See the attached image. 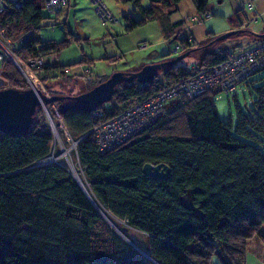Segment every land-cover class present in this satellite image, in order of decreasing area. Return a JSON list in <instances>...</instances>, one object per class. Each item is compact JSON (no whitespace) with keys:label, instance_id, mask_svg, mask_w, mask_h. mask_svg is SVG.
<instances>
[{"label":"trees","instance_id":"1","mask_svg":"<svg viewBox=\"0 0 264 264\" xmlns=\"http://www.w3.org/2000/svg\"><path fill=\"white\" fill-rule=\"evenodd\" d=\"M120 1L132 2L133 10L139 11L138 18L122 15L125 30L156 21L164 39L178 32L173 28L181 21L171 22L170 15L180 0H148L146 6L142 0ZM195 1L198 11H207L208 0ZM43 9V0H20L0 12L11 40L25 37L16 48L23 61L56 53L68 43L66 38L40 41ZM248 31L243 28L238 34L250 35L249 43L264 39ZM177 38L182 51L196 42L191 34ZM229 50L207 51L190 64L185 61L188 53L159 68L167 66L160 75L157 71V79L121 82L111 100L97 108L111 106L116 111L191 74L190 65L208 66ZM0 66L7 86L28 87L10 60H2ZM66 68L47 61L35 72L45 74L40 76L45 84L47 77H71ZM263 68L243 81V88L256 95L252 107L236 111L234 123L220 118L217 89L212 88L191 100L170 103L148 126L100 151L88 132L98 116L83 110L60 113L70 136L78 139L77 160L97 207L62 162L35 165L53 145L40 107L28 131L0 132V264H212L214 256L219 264H245L247 240L257 236L264 245V83L256 85L251 78ZM145 162L166 163L169 177L144 176ZM100 211L144 233V250L151 259Z\"/></svg>","mask_w":264,"mask_h":264},{"label":"rangeland","instance_id":"2","mask_svg":"<svg viewBox=\"0 0 264 264\" xmlns=\"http://www.w3.org/2000/svg\"><path fill=\"white\" fill-rule=\"evenodd\" d=\"M111 12L116 16L117 21L102 22L96 14L90 0H67V5L62 8L56 16H50L43 9L44 19L38 30L37 35L42 43L50 41H61L68 39L66 46L58 52L44 56L45 62L57 61L68 66V75L71 77H47L44 82L40 80L45 74H37L33 77L36 88L50 95L49 91L74 95L90 88L92 82L103 79L115 71H134L144 64L159 62L162 59H171L183 52H173L172 47L179 42L177 34L183 36L191 34L195 45L191 47L188 56L185 57L187 63L201 58L207 51H223L234 47L246 46L251 41V36L247 33H236L227 38L215 40L214 37L231 29L245 28L254 32L264 31V0H208L205 10L210 12V16L203 18V12L196 9L195 0H180L177 10L170 15V20H180L176 26L174 40L164 39L161 36L156 21H146L129 31L125 30L123 14L130 13L134 18L139 17V11L133 10V3L130 1L121 2L120 0H103ZM247 2H252L249 8ZM142 5H148V0H142ZM197 15L199 20L191 21V17ZM256 15V19H253ZM239 19V20H238ZM238 20V22H237ZM209 32L215 33L210 36ZM172 36V37H173ZM185 51V50H184ZM158 70L160 75L163 69ZM89 72V80H85L81 74ZM33 78L31 82H33ZM36 78V79H35ZM251 78L256 85L264 83V68L254 73ZM42 82V83H41ZM29 86V85H28ZM45 94V93H44ZM256 93L246 88L239 90L233 96H216L215 105L221 119H230L235 122L236 111L245 110L253 106V99ZM46 110L42 109L43 117L47 125L49 121L47 114H50L53 122L59 124L60 145L68 148L71 145L70 134L57 111L54 102L46 103ZM50 125V124H49ZM56 141L55 149H60ZM70 155L76 167L74 172L66 159L62 156V162L70 173L78 180H83V171L77 160L75 149L70 147ZM79 182V181H78ZM111 215V214H110ZM113 216V215H112ZM115 217V216H113ZM118 228L123 230L127 237L136 245L145 248L147 237L141 231L132 228L125 221L115 217ZM106 219V218H105ZM108 221V220H107ZM123 228V229H122ZM212 264H219L216 256L212 257Z\"/></svg>","mask_w":264,"mask_h":264},{"label":"built area","instance_id":"3","mask_svg":"<svg viewBox=\"0 0 264 264\" xmlns=\"http://www.w3.org/2000/svg\"><path fill=\"white\" fill-rule=\"evenodd\" d=\"M19 2L20 0H0V12L7 7L17 6ZM90 2L93 4L94 10L102 22L117 21L116 16L103 0H90ZM66 5L67 0H43L44 9L50 16H56ZM247 6L251 8L252 3L248 2ZM210 15V12L207 10L202 16L206 18ZM253 19H256V15H254ZM197 20H199L198 16L193 15L191 17V21ZM187 39L189 40L190 37L187 36ZM24 40L25 37H21L19 42H13L8 36L6 27L0 22V62L4 59L10 60L18 68L28 85L33 88L37 83H35L33 78L36 77L35 70L45 63V59L39 55L30 56L26 61H23L21 55L16 52V48ZM180 48V43L176 42L172 47V51L178 52ZM50 62L56 63L57 61ZM263 66L264 39L249 43L243 47H235L230 49L221 60L208 66L196 68L194 65H190L192 69L191 74L175 82L163 84L149 96L133 101L116 111L111 106H107L105 109L100 107L95 108L92 112L94 116H98V119L88 132L92 134L100 151L107 150L162 116L166 112L168 105L172 102L177 101L181 103L191 100L205 90L212 88L217 89L218 96L224 95L230 97L237 94L243 88V81ZM88 72L86 70L85 74H82L85 80L90 79ZM0 77H2L1 74ZM30 78H33L34 81L31 82ZM2 79L3 84L0 85V88L7 86L3 77ZM154 79H157V77ZM36 90L37 93L40 91L38 88ZM44 93L48 95L45 91ZM46 105L42 104L44 110L47 108ZM52 118L54 117L47 114L50 124L48 126L53 136L52 148L46 156L37 160L35 165L60 162L59 157H64L62 154L67 149L60 145V132L56 128L58 124L53 122ZM54 138L57 139L60 146V149L57 148L55 151L56 141ZM77 141L78 139L75 140L71 137V145L75 151Z\"/></svg>","mask_w":264,"mask_h":264},{"label":"water","instance_id":"4","mask_svg":"<svg viewBox=\"0 0 264 264\" xmlns=\"http://www.w3.org/2000/svg\"><path fill=\"white\" fill-rule=\"evenodd\" d=\"M241 29L238 28L228 30L215 36L214 39L220 40L227 38L232 34L238 33ZM248 32L255 36L264 35V31L254 32L249 30ZM174 38L175 35L170 38L169 41L174 40ZM189 51L190 50H185L168 60L144 64L134 71H115L85 91L74 95H46L41 91H38L37 93L31 86H28L27 88H15L10 86L2 87L0 88V132L4 134H20L28 131L31 129L33 124L34 115L37 108L42 106V104L54 101H59L56 106L59 113H63L68 110H83L88 112L92 111L101 103L111 100L117 89V85L121 82L135 80L141 84L147 83L155 78L158 69L161 68L165 63L176 62L177 60L185 57ZM2 84L3 79L0 77V85ZM64 99H67L68 102H63ZM142 173L144 176L167 179L169 177L170 169L169 166L164 162H145L142 165ZM85 194L89 197L86 192ZM92 202L94 205H96L94 201ZM101 214L104 216V218H106L103 212H101ZM122 236L136 249L151 259L148 253H146L145 250H143L140 246L136 245L124 235Z\"/></svg>","mask_w":264,"mask_h":264},{"label":"crops","instance_id":"5","mask_svg":"<svg viewBox=\"0 0 264 264\" xmlns=\"http://www.w3.org/2000/svg\"><path fill=\"white\" fill-rule=\"evenodd\" d=\"M252 6H253V4H252ZM238 20H237V22H238ZM170 21L173 22L175 20H170ZM157 25H158V23H157ZM176 28L177 27H175L173 29L176 30ZM159 30H160V28H159ZM213 34L215 35V33H213ZM161 36H162V34H161ZM172 36H173V34H172ZM245 264H264V245H263V240L261 238H259L257 236H252L251 238H249L247 240L246 250H245Z\"/></svg>","mask_w":264,"mask_h":264},{"label":"bare ground","instance_id":"6","mask_svg":"<svg viewBox=\"0 0 264 264\" xmlns=\"http://www.w3.org/2000/svg\"><path fill=\"white\" fill-rule=\"evenodd\" d=\"M34 89H35V91L37 92V90H36V88H35V86L33 87ZM56 128L58 129V130H60V126H59V124L56 126ZM70 148H67L66 150H64V152H63V156H64V158L66 159V161L69 163V165H70V167H71V169L74 171V172H76V167H75V165H74V162H73V160H72V158H71V155H70ZM78 181H79V183H80V185L82 186V188L84 189V191L89 195V197L92 199V197H91V195H90V193H89V191H88V189H87V187H86V184L84 183V181L82 180V179H80V178H78ZM93 200V199H92ZM104 215H105V217L107 218V220L109 221V223L117 230V231H119V233H121L122 235H124L125 237H127V235H126V233L125 232H123L120 228H118L117 227V225H116V223H115V221L114 220H116V218L115 217H113L112 215H110V214H106V213H104ZM128 238V237H127ZM142 248V247H141ZM143 250H144V248H142Z\"/></svg>","mask_w":264,"mask_h":264}]
</instances>
